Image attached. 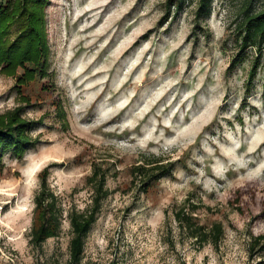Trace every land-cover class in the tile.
Returning a JSON list of instances; mask_svg holds the SVG:
<instances>
[{
	"label": "rangeland",
	"instance_id": "374dc122",
	"mask_svg": "<svg viewBox=\"0 0 264 264\" xmlns=\"http://www.w3.org/2000/svg\"><path fill=\"white\" fill-rule=\"evenodd\" d=\"M249 2L264 7L213 0L211 14L196 21L198 0L179 12H168L167 0H49L48 75L18 86L0 73V114L21 108L37 142L22 159L3 156L0 264L67 263L69 212L90 206L94 164L109 193L83 262L264 264V250L250 245L264 234V55L249 91L257 52L249 48L232 66ZM148 156L174 165L143 190L130 169ZM49 165L62 222L34 246V199ZM187 197L203 205L193 212L199 224H222L217 245H199L179 227L174 214Z\"/></svg>",
	"mask_w": 264,
	"mask_h": 264
},
{
	"label": "trees",
	"instance_id": "16d2710c",
	"mask_svg": "<svg viewBox=\"0 0 264 264\" xmlns=\"http://www.w3.org/2000/svg\"><path fill=\"white\" fill-rule=\"evenodd\" d=\"M167 11L173 6L177 12L185 7L186 0H167ZM213 0H198L195 10L196 21H203L212 11ZM49 0H6L0 3V73L14 76L18 86L35 80L38 76L48 75L49 45L46 32L45 9ZM236 42L238 51L232 61V66L240 62L245 52L252 48L257 52L250 68L246 91L250 90L256 76L260 58L264 55V7L255 9L251 2L243 10L236 25ZM22 69L23 73L18 74ZM58 114L67 127L66 112L59 102ZM35 126L32 120L22 116L21 108H16L0 114V174L4 170L3 156L11 153L16 159H22L28 148L35 146L36 138L31 136ZM173 162L163 163L159 157H145L141 163L134 165L130 171L132 182L138 181L139 186L146 190L152 181L170 174ZM46 166L39 174L40 188L35 195L34 225L32 226L30 242L40 246L47 238L56 236L60 230L63 209L59 198L48 187L46 180L49 174ZM92 186V202L82 211L71 210L69 220L72 237L69 242V259L66 264H88L83 262L85 239L96 221L103 199L109 190L105 187V170L99 164H94L92 173L87 177ZM237 195L240 193L237 190ZM238 201V200H237ZM185 204L175 212L179 227L199 245L211 243L217 245L223 236V226L214 222L209 228L199 224L193 214L201 208L200 202H192L189 197ZM261 211L264 212V198L261 200ZM251 247L264 250V234L257 235L251 242Z\"/></svg>",
	"mask_w": 264,
	"mask_h": 264
}]
</instances>
